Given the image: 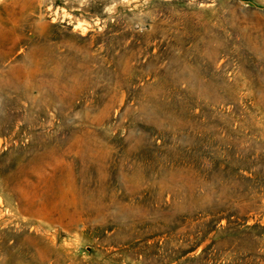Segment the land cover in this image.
<instances>
[{
	"label": "rangeland",
	"instance_id": "374dc122",
	"mask_svg": "<svg viewBox=\"0 0 264 264\" xmlns=\"http://www.w3.org/2000/svg\"><path fill=\"white\" fill-rule=\"evenodd\" d=\"M0 264H264V0H0Z\"/></svg>",
	"mask_w": 264,
	"mask_h": 264
}]
</instances>
